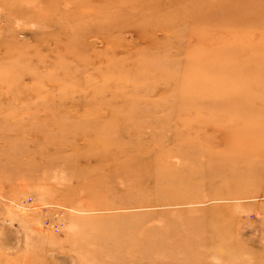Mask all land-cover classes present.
<instances>
[{
  "label": "rangeland",
  "instance_id": "rangeland-1",
  "mask_svg": "<svg viewBox=\"0 0 264 264\" xmlns=\"http://www.w3.org/2000/svg\"><path fill=\"white\" fill-rule=\"evenodd\" d=\"M77 1L0 0V264H264V0Z\"/></svg>",
  "mask_w": 264,
  "mask_h": 264
},
{
  "label": "bare ground",
  "instance_id": "bare-ground-1",
  "mask_svg": "<svg viewBox=\"0 0 264 264\" xmlns=\"http://www.w3.org/2000/svg\"><path fill=\"white\" fill-rule=\"evenodd\" d=\"M207 1L208 0H191L190 2L192 5L191 6L192 9L197 10V12L199 14L202 13L200 15L204 14L205 18H210V17L215 15L214 11H216V9L213 8L212 16L207 12L208 11L207 9H206V11H204L203 10L204 5H206ZM77 2L82 3L84 5H87V6H91V8L93 5H97L98 6L97 7L98 12L101 15H107V20H106L105 25H109V26L110 25L114 26L115 24L121 25L122 23H124V20H135V19H138V17L140 15H145V14H147V17L149 16V18L152 21L155 20L154 22H157L158 20H163L164 23L167 24V21H170V20L175 21V20H177L178 15H181L182 12H185V8L184 9L182 8L184 5H181V4H184L183 2H185V0H78ZM109 3H110V5L113 3L114 6L120 7L119 11L122 12L123 15H121L119 17L108 16L109 15L108 14V10H109L108 8H110L108 6ZM214 7H217V6L215 5ZM220 7L222 8L223 11H225V12L220 13L224 16L225 15L235 16V12L239 11V8L236 5V1L221 0V6ZM220 14H218V16ZM242 20L244 22H246L244 19H242ZM180 21H182V20H180ZM240 96H241L240 94L236 95V97H240ZM201 106L203 107V108H201L202 110L211 111L214 113H218L220 115H227L228 114V116L235 117V116H233V115H235L234 111L231 108L226 109V106H220L217 104L210 105L208 103H205ZM229 109H230V111H229ZM239 121L242 123V125L240 127H238L237 129H234V131H232V134H228V135H234L235 136V138H229V140L231 142V146L232 145H235V146L238 145V147H239V145L241 146L243 144L242 140H245L244 138H242L241 135H245V132L243 131L245 127L243 125L246 122L244 119H240ZM253 128H254V125H253ZM260 130H262V129H260ZM242 133H244V134H242ZM258 135L259 134L255 135V136H258ZM227 137H229V136H227ZM246 138H248V137L246 136ZM247 143H249V142H247ZM250 144H251V141H250ZM252 146H250V145L246 146V148L244 150L247 151L248 153H250L251 151L255 150V149H253ZM259 149H261V148H259ZM257 151H260V150H257ZM257 151H256V153H257Z\"/></svg>",
  "mask_w": 264,
  "mask_h": 264
},
{
  "label": "built area",
  "instance_id": "built-area-1",
  "mask_svg": "<svg viewBox=\"0 0 264 264\" xmlns=\"http://www.w3.org/2000/svg\"><path fill=\"white\" fill-rule=\"evenodd\" d=\"M63 224H60V222H56L55 224L51 225L56 231H59V229L62 227Z\"/></svg>",
  "mask_w": 264,
  "mask_h": 264
}]
</instances>
